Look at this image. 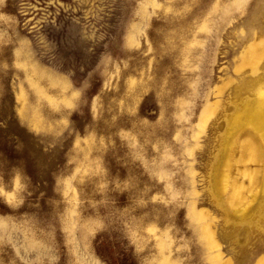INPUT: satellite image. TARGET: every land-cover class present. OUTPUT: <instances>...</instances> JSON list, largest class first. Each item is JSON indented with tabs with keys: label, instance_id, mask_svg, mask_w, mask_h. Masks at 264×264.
I'll return each instance as SVG.
<instances>
[{
	"label": "rangeland",
	"instance_id": "374dc122",
	"mask_svg": "<svg viewBox=\"0 0 264 264\" xmlns=\"http://www.w3.org/2000/svg\"><path fill=\"white\" fill-rule=\"evenodd\" d=\"M0 264H264V0H0Z\"/></svg>",
	"mask_w": 264,
	"mask_h": 264
}]
</instances>
